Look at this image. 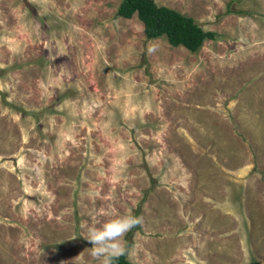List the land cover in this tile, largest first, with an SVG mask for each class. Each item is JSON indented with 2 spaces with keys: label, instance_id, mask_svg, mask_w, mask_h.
<instances>
[{
  "label": "rangeland",
  "instance_id": "obj_1",
  "mask_svg": "<svg viewBox=\"0 0 264 264\" xmlns=\"http://www.w3.org/2000/svg\"><path fill=\"white\" fill-rule=\"evenodd\" d=\"M119 1L0 0V264H98L109 213L130 264H264V0H154L193 51Z\"/></svg>",
  "mask_w": 264,
  "mask_h": 264
},
{
  "label": "trees",
  "instance_id": "obj_2",
  "mask_svg": "<svg viewBox=\"0 0 264 264\" xmlns=\"http://www.w3.org/2000/svg\"><path fill=\"white\" fill-rule=\"evenodd\" d=\"M116 15L125 18L133 14L140 20L145 37L164 35L169 45H182L193 51L205 38H213L211 30L202 29L194 19L178 10L156 4L154 0H120ZM113 264H130L125 254L113 260Z\"/></svg>",
  "mask_w": 264,
  "mask_h": 264
},
{
  "label": "clouds",
  "instance_id": "obj_3",
  "mask_svg": "<svg viewBox=\"0 0 264 264\" xmlns=\"http://www.w3.org/2000/svg\"><path fill=\"white\" fill-rule=\"evenodd\" d=\"M148 51L153 53L156 49L149 47ZM141 223L142 218L131 213L122 215L109 213L108 219L100 223L99 226L95 224L89 226L83 238L92 245L91 255L98 261V264H113V260L118 259L126 252L123 237Z\"/></svg>",
  "mask_w": 264,
  "mask_h": 264
}]
</instances>
